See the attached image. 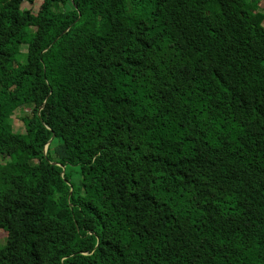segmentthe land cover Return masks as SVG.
<instances>
[{
	"label": "trees",
	"instance_id": "obj_1",
	"mask_svg": "<svg viewBox=\"0 0 264 264\" xmlns=\"http://www.w3.org/2000/svg\"><path fill=\"white\" fill-rule=\"evenodd\" d=\"M24 1L0 0V264H264V0Z\"/></svg>",
	"mask_w": 264,
	"mask_h": 264
},
{
	"label": "rangeland",
	"instance_id": "obj_2",
	"mask_svg": "<svg viewBox=\"0 0 264 264\" xmlns=\"http://www.w3.org/2000/svg\"><path fill=\"white\" fill-rule=\"evenodd\" d=\"M43 0H35L34 3H29L24 1L22 3V8L23 9H29L32 13H36L39 7V4L42 2ZM231 2H235L238 3L241 0H230ZM22 51H25V46L21 47ZM42 110V117L43 120L47 121L48 119V114H49V108L47 106H43L41 107ZM30 108L29 107H23L19 110H15L14 113L8 117L7 121L8 124L13 128V130L15 131H20L23 132L24 131V126H23V122L21 120L22 116H28L30 115ZM8 161L7 157H3L0 160V176H3L5 174V172L7 171L6 169V163ZM75 181H79V177L75 176ZM83 184H85V180L82 181ZM5 243V233L0 230V246H2ZM76 249V248H75Z\"/></svg>",
	"mask_w": 264,
	"mask_h": 264
},
{
	"label": "water",
	"instance_id": "obj_3",
	"mask_svg": "<svg viewBox=\"0 0 264 264\" xmlns=\"http://www.w3.org/2000/svg\"><path fill=\"white\" fill-rule=\"evenodd\" d=\"M46 151V148H45V150H44V152Z\"/></svg>",
	"mask_w": 264,
	"mask_h": 264
},
{
	"label": "crops",
	"instance_id": "obj_4",
	"mask_svg": "<svg viewBox=\"0 0 264 264\" xmlns=\"http://www.w3.org/2000/svg\"><path fill=\"white\" fill-rule=\"evenodd\" d=\"M35 1V0H34ZM34 3V2H33ZM32 4V3H31Z\"/></svg>",
	"mask_w": 264,
	"mask_h": 264
}]
</instances>
